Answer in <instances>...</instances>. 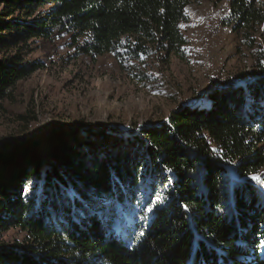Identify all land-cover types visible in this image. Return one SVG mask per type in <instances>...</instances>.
<instances>
[{"label":"trees","instance_id":"obj_1","mask_svg":"<svg viewBox=\"0 0 264 264\" xmlns=\"http://www.w3.org/2000/svg\"><path fill=\"white\" fill-rule=\"evenodd\" d=\"M199 2L0 0V113L46 68L31 57L42 41L123 71L185 61L181 25ZM228 2L250 78L137 134L58 126L0 154V264H264V7ZM12 230L24 237L6 244Z\"/></svg>","mask_w":264,"mask_h":264},{"label":"rangeland","instance_id":"obj_2","mask_svg":"<svg viewBox=\"0 0 264 264\" xmlns=\"http://www.w3.org/2000/svg\"><path fill=\"white\" fill-rule=\"evenodd\" d=\"M253 1L264 7V0ZM188 13L190 26L181 25L188 40L185 61L166 63L150 56L123 71L111 56L96 61L75 58L61 41L40 42L31 57L47 66L20 82L7 111L0 113V154H13L10 152L21 141L58 126L83 125L137 134L167 121L182 105L204 102L209 90L227 80L250 78L254 54L223 24L229 14L228 0L217 4L200 0ZM219 25L220 34L205 47L198 35ZM256 39L264 51V27ZM23 237L12 230L1 240L13 245Z\"/></svg>","mask_w":264,"mask_h":264},{"label":"bare ground","instance_id":"obj_3","mask_svg":"<svg viewBox=\"0 0 264 264\" xmlns=\"http://www.w3.org/2000/svg\"><path fill=\"white\" fill-rule=\"evenodd\" d=\"M218 34H220V25L218 27L212 26L206 33H201L198 36H200V40L203 41L204 46L207 47L210 46L211 39L215 38Z\"/></svg>","mask_w":264,"mask_h":264},{"label":"snow or ice","instance_id":"obj_4","mask_svg":"<svg viewBox=\"0 0 264 264\" xmlns=\"http://www.w3.org/2000/svg\"><path fill=\"white\" fill-rule=\"evenodd\" d=\"M253 179H256V180H258V181H259V178H258V177H253Z\"/></svg>","mask_w":264,"mask_h":264},{"label":"crops","instance_id":"obj_5","mask_svg":"<svg viewBox=\"0 0 264 264\" xmlns=\"http://www.w3.org/2000/svg\"><path fill=\"white\" fill-rule=\"evenodd\" d=\"M184 25H185V26H188V27L190 26L188 23H185Z\"/></svg>","mask_w":264,"mask_h":264}]
</instances>
